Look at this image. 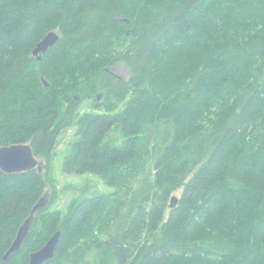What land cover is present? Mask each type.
Returning <instances> with one entry per match:
<instances>
[{
	"label": "trees",
	"instance_id": "trees-1",
	"mask_svg": "<svg viewBox=\"0 0 264 264\" xmlns=\"http://www.w3.org/2000/svg\"><path fill=\"white\" fill-rule=\"evenodd\" d=\"M72 126L63 172L110 189L47 211ZM20 142L44 165L0 169V264L57 231L42 264H264V0H0V146Z\"/></svg>",
	"mask_w": 264,
	"mask_h": 264
},
{
	"label": "water",
	"instance_id": "water-1",
	"mask_svg": "<svg viewBox=\"0 0 264 264\" xmlns=\"http://www.w3.org/2000/svg\"><path fill=\"white\" fill-rule=\"evenodd\" d=\"M59 40L60 35L56 31L49 32L33 50L34 56H37V58L41 60L42 55L53 47ZM43 82L45 86H49V83L45 79H43ZM43 165V161L36 156L30 143L20 142L0 146V169L6 173H22L34 169L41 172ZM41 203L33 209L30 218H28L22 225L17 238L4 256L5 259H8L12 253H16L21 249L30 232L34 213L37 209L46 205ZM176 203L177 199L173 196L171 199V206L173 207ZM59 238L60 231H57L43 247L30 254L29 264H42L45 260L51 259L55 254Z\"/></svg>",
	"mask_w": 264,
	"mask_h": 264
},
{
	"label": "rangeland",
	"instance_id": "rangeland-1",
	"mask_svg": "<svg viewBox=\"0 0 264 264\" xmlns=\"http://www.w3.org/2000/svg\"><path fill=\"white\" fill-rule=\"evenodd\" d=\"M112 70L121 78L128 76V69L123 65H117L113 67ZM91 102L93 101H85L82 104L81 112L94 109V105H91ZM74 131L75 127L72 126L62 132L56 149V154L52 160L53 176L56 179V185L54 187L51 185L47 187L46 194H48L47 197L50 199L47 211L65 209L73 199H78L82 194H90L92 191L96 190V188L103 191L110 189L105 183H103L102 180L93 174L86 173L84 175H74L63 172V159L68 151L70 142L74 137ZM122 137V133L113 128L109 139L115 141L117 144H120ZM44 173H47V171L45 170ZM88 182L92 184V186ZM182 191L183 189H179L174 193V195L180 196Z\"/></svg>",
	"mask_w": 264,
	"mask_h": 264
},
{
	"label": "bare ground",
	"instance_id": "bare-ground-1",
	"mask_svg": "<svg viewBox=\"0 0 264 264\" xmlns=\"http://www.w3.org/2000/svg\"><path fill=\"white\" fill-rule=\"evenodd\" d=\"M34 56V55H33Z\"/></svg>",
	"mask_w": 264,
	"mask_h": 264
}]
</instances>
